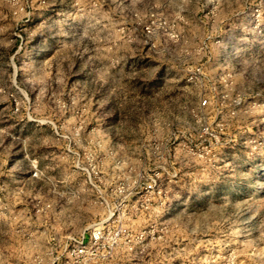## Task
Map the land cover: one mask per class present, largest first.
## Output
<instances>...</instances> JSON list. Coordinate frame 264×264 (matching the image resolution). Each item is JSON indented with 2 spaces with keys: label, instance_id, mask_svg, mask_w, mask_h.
I'll use <instances>...</instances> for the list:
<instances>
[{
  "label": "rangeland",
  "instance_id": "1",
  "mask_svg": "<svg viewBox=\"0 0 264 264\" xmlns=\"http://www.w3.org/2000/svg\"><path fill=\"white\" fill-rule=\"evenodd\" d=\"M0 264H264V0H0Z\"/></svg>",
  "mask_w": 264,
  "mask_h": 264
}]
</instances>
